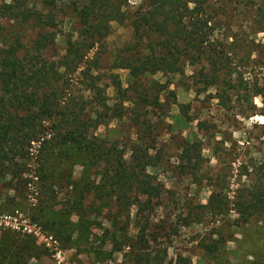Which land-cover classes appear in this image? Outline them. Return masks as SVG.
<instances>
[{
	"label": "rangeland",
	"instance_id": "rangeland-1",
	"mask_svg": "<svg viewBox=\"0 0 264 264\" xmlns=\"http://www.w3.org/2000/svg\"><path fill=\"white\" fill-rule=\"evenodd\" d=\"M8 1L0 0V4ZM25 1L36 8L42 4V0ZM80 1L56 0L53 23L45 29L53 40L41 52V61L48 68L55 67L64 53L66 39L74 37L78 30L77 14L69 5ZM113 1L120 3L122 10H133L140 2ZM204 13L208 20L204 42L208 85L204 83V93L196 92L200 86L188 77L191 67L185 69L184 76L148 77L160 83L170 81L168 90L174 95L167 115L156 111L157 115L150 118L160 133L156 138L158 156L167 162L165 168L146 167L142 171L152 176L160 191L150 211L139 212L135 206L114 201L113 194L100 188L103 181L96 174L100 167L91 166L73 149L51 148L50 122L42 123L44 132L24 145L22 156L9 154L8 162L0 169V216L16 211L53 237L63 254L62 262L56 263L35 237L0 225V238L5 234L18 239L27 237L43 252L25 264H176L178 258L189 264H264V0H204ZM10 26L0 16V52L10 43ZM43 31L28 28L22 36L34 38ZM128 38L124 25L110 23L103 47L85 56L93 59V53L99 54L94 67L106 105L117 107L115 110L122 116L121 121L113 120L107 126L92 116L90 132L98 137L105 133V146H121L128 133V104L123 102L121 106V97L112 88L113 77L122 89L126 87L127 71L110 68L114 53ZM74 80L71 96L77 99L81 86ZM198 122L201 126L196 127ZM171 137L186 146L170 141ZM52 161L56 165L53 172ZM49 173L50 206L44 203L40 178ZM65 177L70 186L65 184ZM209 179L221 183L213 199L221 204L220 210L201 208L212 188ZM86 181L91 190L82 193L84 213L78 217L74 212L63 218L74 225L73 232L58 225L52 230L42 229V217L51 218L68 207L73 196L77 197L71 190H81ZM239 183H251L254 190L262 192L259 211L245 224L234 211ZM142 227L145 230L140 233Z\"/></svg>",
	"mask_w": 264,
	"mask_h": 264
},
{
	"label": "trees",
	"instance_id": "trees-1",
	"mask_svg": "<svg viewBox=\"0 0 264 264\" xmlns=\"http://www.w3.org/2000/svg\"><path fill=\"white\" fill-rule=\"evenodd\" d=\"M56 6V0H42L39 8L25 0L0 4V16L11 23L7 33L10 43L0 52V169L5 167L9 154L22 156L24 145L44 132L42 123L50 122L51 148L73 149L82 160L100 167V172L96 173L103 181L100 188L113 194L114 201L126 207L135 206L139 212L150 211L151 202L159 198L160 191L152 176L142 171L146 167L167 166L158 156L156 147V138L160 135L158 125L150 118L157 115L156 111L167 115L174 104V95L168 90L170 81L160 83L148 77L155 74L184 76L185 69L191 67L193 70L188 77L200 86L196 87V92L204 93V83L208 85L204 75L208 24L204 18V0H140L133 10H122L120 3L113 0L71 2L69 8L77 14L78 30L74 37L70 35L66 39L64 53L55 67L48 68L41 61V52L53 40L45 29L53 23ZM110 23L124 25L129 31L127 42L114 53L110 64L111 69L126 70L128 75L124 89L115 77L112 79V88L121 97V106L123 102L128 104L125 107L128 133L121 146L115 143L105 146V133L98 137L90 132L92 116L104 126L113 120H122L115 110L117 107L106 105L101 79L94 67L99 54L93 53V59L85 57L96 47H103ZM28 28L44 31L34 38H23L22 32ZM75 74L77 77H73ZM73 79L81 86L77 99L71 96ZM162 92L164 98H161ZM199 126L201 122L196 125ZM169 140L181 142L184 147L187 144L176 137ZM152 151L156 152L154 156L150 154ZM63 155L69 158L66 153ZM50 165L53 172L55 161ZM49 174L40 177L44 203L48 205L52 199L51 179L47 184ZM64 182L70 184L66 177ZM209 182L210 195L201 208L220 210L221 204L213 199L221 183L217 179H209ZM89 184L86 181L83 188L76 191L71 183V193L72 196L77 194L73 196L76 200L72 198L68 207H63L53 217H42V229L52 230L58 225L64 231L71 229L72 233L74 225L63 218L74 212L78 217L79 213H84L82 193L91 190ZM236 192L240 194L234 201V211L245 224L259 211L262 192L254 190L251 183L246 186L239 183ZM143 229L145 227L140 233ZM42 253L30 238L18 239L10 234L0 238V264H25ZM176 264L189 263L178 258Z\"/></svg>",
	"mask_w": 264,
	"mask_h": 264
},
{
	"label": "built area",
	"instance_id": "built-area-1",
	"mask_svg": "<svg viewBox=\"0 0 264 264\" xmlns=\"http://www.w3.org/2000/svg\"><path fill=\"white\" fill-rule=\"evenodd\" d=\"M0 225L35 237L37 244L42 245L52 260L56 263L62 262L63 254L59 249L58 242L50 235L41 232L34 224L28 223L16 211L11 215L0 216Z\"/></svg>",
	"mask_w": 264,
	"mask_h": 264
}]
</instances>
